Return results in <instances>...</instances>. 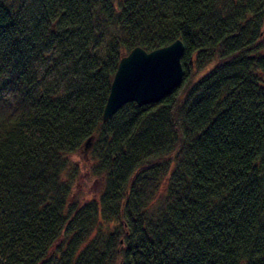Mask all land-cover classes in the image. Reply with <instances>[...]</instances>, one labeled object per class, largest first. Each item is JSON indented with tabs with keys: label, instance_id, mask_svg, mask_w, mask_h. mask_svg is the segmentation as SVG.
<instances>
[{
	"label": "trees",
	"instance_id": "16d2710c",
	"mask_svg": "<svg viewBox=\"0 0 264 264\" xmlns=\"http://www.w3.org/2000/svg\"><path fill=\"white\" fill-rule=\"evenodd\" d=\"M177 39L182 83L104 122ZM0 264H264V0H0Z\"/></svg>",
	"mask_w": 264,
	"mask_h": 264
},
{
	"label": "water",
	"instance_id": "95a60500",
	"mask_svg": "<svg viewBox=\"0 0 264 264\" xmlns=\"http://www.w3.org/2000/svg\"><path fill=\"white\" fill-rule=\"evenodd\" d=\"M183 54L184 44L177 39L152 52L135 47L123 56L111 83L103 121L110 120L128 103L142 107L158 103L172 93L183 81ZM92 144L93 137H90L84 143L82 153L87 155Z\"/></svg>",
	"mask_w": 264,
	"mask_h": 264
},
{
	"label": "rangeland",
	"instance_id": "374dc122",
	"mask_svg": "<svg viewBox=\"0 0 264 264\" xmlns=\"http://www.w3.org/2000/svg\"><path fill=\"white\" fill-rule=\"evenodd\" d=\"M71 159L73 162L78 163L79 167L78 178L76 179L75 186L73 188L74 196L79 197V199L83 198L85 200L92 198V196H94L96 191L99 189L98 187L100 184L99 181L95 179V177L88 173L92 165L91 161L88 159V156L82 152L78 155H73Z\"/></svg>",
	"mask_w": 264,
	"mask_h": 264
},
{
	"label": "bare ground",
	"instance_id": "6f19581e",
	"mask_svg": "<svg viewBox=\"0 0 264 264\" xmlns=\"http://www.w3.org/2000/svg\"><path fill=\"white\" fill-rule=\"evenodd\" d=\"M157 49H160V48H157ZM157 49H155V50H157ZM152 51H154V50H152ZM152 51H147V52H152ZM118 65H119V63H118ZM118 67V66H117ZM117 70V69H116Z\"/></svg>",
	"mask_w": 264,
	"mask_h": 264
}]
</instances>
